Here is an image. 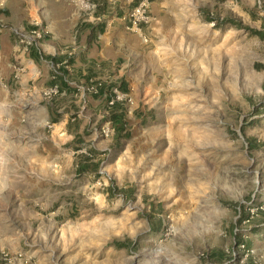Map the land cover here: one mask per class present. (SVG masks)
Segmentation results:
<instances>
[{"label":"rangeland","instance_id":"1","mask_svg":"<svg viewBox=\"0 0 264 264\" xmlns=\"http://www.w3.org/2000/svg\"><path fill=\"white\" fill-rule=\"evenodd\" d=\"M148 13L126 18L142 48L115 70L132 132L119 145L91 93L76 151L50 123L51 87L22 69L0 85V264H264V0ZM90 148L99 175L76 170Z\"/></svg>","mask_w":264,"mask_h":264},{"label":"crops","instance_id":"2","mask_svg":"<svg viewBox=\"0 0 264 264\" xmlns=\"http://www.w3.org/2000/svg\"><path fill=\"white\" fill-rule=\"evenodd\" d=\"M107 2L109 10L103 15L107 20L105 31L88 45L90 29L81 24L84 21L96 22L101 17L95 13L89 16L82 0H0V85H11L17 77V70L22 69L19 73L21 80L51 87L54 73H62L60 67L68 71L65 79L74 86L96 83L94 79L107 83L127 82L126 77L121 73L116 75L115 70L121 71V60L127 53L134 54L142 48L141 34L130 32L126 26V14L136 5V0ZM36 28L43 31V36L35 43L37 56L32 57L30 49L19 41L17 33ZM90 72L96 76L88 81L86 75ZM84 97L81 91H63L58 96L59 111L66 112L53 124L63 123L68 134L78 133L80 127L76 129L75 122L70 125V131L67 126L75 112L72 103L78 107L77 99ZM87 98L94 101L96 107L102 105L101 100L94 96ZM48 102L45 105L51 119ZM87 107L77 110L78 118Z\"/></svg>","mask_w":264,"mask_h":264},{"label":"trees","instance_id":"3","mask_svg":"<svg viewBox=\"0 0 264 264\" xmlns=\"http://www.w3.org/2000/svg\"><path fill=\"white\" fill-rule=\"evenodd\" d=\"M92 2L97 4L95 15L97 17L100 16L101 19H99L96 22L84 21L81 24L82 27L85 26V27H89L90 29L88 45H90L93 42V40L97 39L98 36L105 31L107 20L104 19L103 15H106L107 11L109 10L107 0H92ZM139 2L140 0H136V5ZM120 15H121V12H120ZM224 22H226V20H224ZM235 25L238 26V23H235ZM239 26L243 27L241 23L239 24ZM247 29L250 30L253 34L263 36V31L261 29H256L252 27H247ZM29 49H30L31 56L36 57L38 51L35 48V43L31 44L29 46ZM60 70L62 72L61 74H59L58 72L54 73V84H53V85H58L59 93L53 96L51 101L47 103L49 110L51 111L50 122L52 124L58 122L62 114L66 112V110L59 111V101L60 100L58 96H60V94L63 91L74 92V93H78L79 91L76 85L75 86L71 85L68 82V80L65 79V76L68 74V71L65 70L63 67H60ZM94 76L96 75L90 72L89 74L86 75V79L90 81ZM94 82H96L98 86V92L91 93V94L95 98L100 99L102 102V105L107 110V113L104 115L102 119V123H105L107 121L110 122L114 130L115 144L119 145L122 142L129 140L132 137V132L129 126V122L127 120V109L125 106V100L124 98H118V94L116 93L115 89H118V91H120L122 94H127L129 90L128 83L124 80H122L120 83H116V82L107 83V82L95 80V79H94ZM72 109H74L75 112L71 114L70 119H69V123L67 126L69 131L71 130L70 125L73 122H75L76 129L79 127V124L77 122L78 120L77 105L72 103ZM85 134L86 135L90 134L88 131V126L85 129ZM73 145H75L76 151L81 150L85 145H87L85 144L82 134L76 133ZM100 153L101 152H99L97 149H93V148L89 149V153H78L77 160H76L77 172L83 173V172L91 171L95 173L96 175H99L101 161L100 159H97L96 156H98Z\"/></svg>","mask_w":264,"mask_h":264},{"label":"built area","instance_id":"4","mask_svg":"<svg viewBox=\"0 0 264 264\" xmlns=\"http://www.w3.org/2000/svg\"><path fill=\"white\" fill-rule=\"evenodd\" d=\"M84 4V10L88 13L89 16L93 15L97 9V4L89 1V0H82ZM150 0H141L135 7L130 9L129 13L126 14V18L132 21L133 25H136L141 22H148L150 19V15L148 13ZM19 41L25 46V48H29V46L33 43L39 42V40L43 36V31L39 28L26 31V32H18ZM81 92H89V93H97L98 86L96 83H92L89 85L84 84H77L76 85ZM116 93L118 94V98H122L119 95L118 89H115ZM52 96H55L59 93L58 85H53L50 88ZM121 93V92H120ZM101 131L108 134L109 132H114L111 124L109 121L105 122L102 125Z\"/></svg>","mask_w":264,"mask_h":264}]
</instances>
